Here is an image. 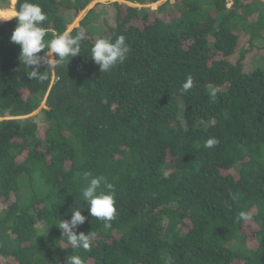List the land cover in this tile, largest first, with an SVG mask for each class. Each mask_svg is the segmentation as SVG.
<instances>
[{
    "label": "trees",
    "instance_id": "trees-1",
    "mask_svg": "<svg viewBox=\"0 0 264 264\" xmlns=\"http://www.w3.org/2000/svg\"><path fill=\"white\" fill-rule=\"evenodd\" d=\"M92 1L32 0L45 40ZM107 7L111 25L93 29L90 9L70 31H84L80 54L42 65L43 81L10 40L16 20L0 17V264H264V1ZM119 35L127 59L101 73L91 48ZM85 172L115 186L108 228L80 199ZM77 207V233H95L88 251L57 227Z\"/></svg>",
    "mask_w": 264,
    "mask_h": 264
},
{
    "label": "clouds",
    "instance_id": "clouds-1",
    "mask_svg": "<svg viewBox=\"0 0 264 264\" xmlns=\"http://www.w3.org/2000/svg\"><path fill=\"white\" fill-rule=\"evenodd\" d=\"M11 19L16 20V27L10 40L20 46L19 59L29 69L27 73L29 78L43 81L47 78L48 71L41 72L42 65L52 69L57 65H62L66 58L76 57L81 52V41L84 38L83 29L74 36L66 30L55 35L51 40H45L46 30L41 25L48 19L47 13L42 10L40 4L34 3L32 0H24L13 17L7 20ZM42 50H44V54L39 55ZM129 51L130 46L124 35L117 36L115 40L100 38L91 48V59L99 66L101 73L108 72L118 63H123L127 59ZM192 87L193 80L188 77L182 85V89L187 91ZM217 144V139L209 138L205 147L212 148ZM82 179L85 185L79 196L82 201L86 202L89 215L103 221L105 228L110 227L111 221L117 213L115 186L108 182L103 175L93 176L91 172H85ZM70 211L72 213L70 220L61 219L57 226L61 230L62 238H66L67 243L74 250H91L95 233L92 231L88 234L77 233L78 226L84 224L86 217L82 215L80 207ZM239 215L243 220L250 219L245 212H241ZM66 264H85V262L80 255H72L67 257ZM166 264H171V261H167Z\"/></svg>",
    "mask_w": 264,
    "mask_h": 264
},
{
    "label": "rangeland",
    "instance_id": "rangeland-1",
    "mask_svg": "<svg viewBox=\"0 0 264 264\" xmlns=\"http://www.w3.org/2000/svg\"><path fill=\"white\" fill-rule=\"evenodd\" d=\"M114 1H119V2H126L130 5H136V6H147V7H151L153 9H157V7L166 2L167 0H161L159 2H156V3H151V4H140V3H137V2H129V1H126V0H94L92 1L83 11H81L79 13V15L76 17V19L73 20V22L70 24V26L68 27L67 31H71L73 28L75 27H78L81 23V20L87 15L88 11L90 9H96V12H97V19L95 20V22H93V29H94V25H97V26H100L102 27V30L104 28H107V25H111L112 23V19L108 16V5L110 3H113ZM172 4L176 3L177 1L179 0H169ZM232 1L233 0H229V5L232 4ZM264 1V0H262ZM16 2L17 0H8L7 2H2L0 0V17L4 20H7V19H10L13 17L14 13L16 12ZM104 32H106L104 30ZM90 33V32H89ZM100 35V33L98 34V36ZM95 36H97V34H95ZM97 40H98V37H97ZM255 52V49L252 48ZM259 53H264V50L261 49L259 51ZM240 53H236V56H233L232 58L235 59L237 57H239ZM52 70L54 71V67L52 68ZM56 79V76L54 75L53 76V80L52 82ZM53 84V83H52ZM45 101V100H44ZM42 102L40 108H38L35 112L31 113L30 115H39L41 113V110L43 108H46V105H45V102ZM4 119V117H1L0 116V120ZM252 220H250L247 224V226H245V231L246 233L249 234L250 236V239H251V235H252V230H254L255 228H253L251 226L252 224ZM251 234V235H250ZM253 238V237H252ZM251 241H253V239H251ZM88 264H94L93 263V259L89 260L88 261Z\"/></svg>",
    "mask_w": 264,
    "mask_h": 264
}]
</instances>
